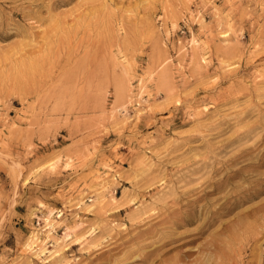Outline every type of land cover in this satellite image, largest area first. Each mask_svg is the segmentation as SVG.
Returning a JSON list of instances; mask_svg holds the SVG:
<instances>
[{
  "label": "rangeland",
  "instance_id": "rangeland-1",
  "mask_svg": "<svg viewBox=\"0 0 264 264\" xmlns=\"http://www.w3.org/2000/svg\"><path fill=\"white\" fill-rule=\"evenodd\" d=\"M160 243L264 264V0H0V264Z\"/></svg>",
  "mask_w": 264,
  "mask_h": 264
},
{
  "label": "bare ground",
  "instance_id": "bare-ground-1",
  "mask_svg": "<svg viewBox=\"0 0 264 264\" xmlns=\"http://www.w3.org/2000/svg\"><path fill=\"white\" fill-rule=\"evenodd\" d=\"M40 63H41V62H40ZM252 196H253V194H252ZM248 197H249V195H248V196H239V197L235 200V203H236L237 205H240V204L243 203L244 200H246ZM254 208H257V206L252 208L253 211L256 210V209H254ZM189 217H190V216H188V218H187V217H183L181 220L184 221V222L187 221V223H188V221H190V218H189ZM166 221H168V220H166ZM168 222H170L171 225H172V224H176L175 221H174V222H173V221H168ZM152 229H154V228H152ZM158 231L160 232V229H159ZM190 241H191V239L189 240V242H190ZM168 242H172V241H168ZM165 243H167V242H165ZM165 243H164V244H165ZM161 245H162V243H160V244H158L157 246H155L154 248L148 250V251L146 252V254H143L142 260L144 261L145 264H156V261L161 262V260L158 259V257H155L154 259H149V256H150L153 252H155L157 256L160 255V254L158 253V250H159V247H160ZM205 245H206V244H205ZM205 245H204V247H205ZM184 252L189 253V254H192L191 250H189V249L184 250ZM199 258H200V256L198 257V255H197L196 257H194V261H195L196 264H199L200 262H205V261H203V259H201V258L199 259ZM198 259H199V260H198ZM174 264H177V263H174Z\"/></svg>",
  "mask_w": 264,
  "mask_h": 264
}]
</instances>
